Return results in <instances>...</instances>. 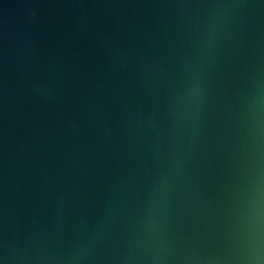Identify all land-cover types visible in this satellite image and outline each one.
<instances>
[{"label": "water", "instance_id": "water-1", "mask_svg": "<svg viewBox=\"0 0 264 264\" xmlns=\"http://www.w3.org/2000/svg\"><path fill=\"white\" fill-rule=\"evenodd\" d=\"M0 264H264V0H0Z\"/></svg>", "mask_w": 264, "mask_h": 264}]
</instances>
